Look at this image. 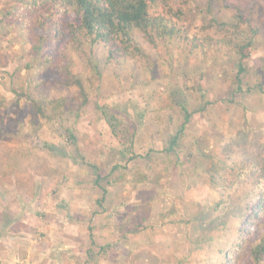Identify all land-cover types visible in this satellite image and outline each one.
I'll use <instances>...</instances> for the list:
<instances>
[{"label":"rangeland","instance_id":"1","mask_svg":"<svg viewBox=\"0 0 264 264\" xmlns=\"http://www.w3.org/2000/svg\"><path fill=\"white\" fill-rule=\"evenodd\" d=\"M229 1L184 6L186 41L155 47L135 30L143 58L109 60L105 44L67 47L83 85L79 95L61 82L67 42L37 49L33 16L18 9V0H0V175L10 166L20 175L14 184L0 181V263L6 254L8 262L16 254L35 261L32 243L57 236L55 246H69L49 252L46 264H183L195 249L205 251L207 264H222L260 172L250 171L223 212L209 208L218 195L206 179L234 159L264 173V0L246 14L259 32L243 61L216 44L201 51L187 40L229 35L239 22ZM12 6L9 16L2 13ZM38 85L46 98L69 101L51 120L32 112ZM167 102L172 107H162ZM207 103L225 129L201 114ZM43 164L62 173L59 183L39 172ZM136 167L160 174L161 185L119 179ZM147 203L150 217L142 222L134 208Z\"/></svg>","mask_w":264,"mask_h":264},{"label":"trees","instance_id":"2","mask_svg":"<svg viewBox=\"0 0 264 264\" xmlns=\"http://www.w3.org/2000/svg\"><path fill=\"white\" fill-rule=\"evenodd\" d=\"M191 0H18V9H25L33 16L34 27L40 31L36 48L49 42L66 41V48L62 50L60 60V71L62 83L69 87H78L83 94V85L77 77L75 66L69 60L67 47L77 50L84 46L94 47L105 44L109 50V60L118 58H135L145 56L143 50L138 45L134 37V31L142 32L147 41L157 47L161 44H171L173 40L183 39L186 41L188 31L179 25L182 19V8L189 4ZM257 0H230L236 10L239 19L235 23L229 35L222 39H204L203 41L191 38L188 43H192L194 49L204 51L205 46L212 48L214 44L225 48L231 55L239 56L243 61L249 56L259 27L247 16L248 10ZM177 3V9L172 4ZM45 7L42 12H37ZM161 8L162 13L154 12ZM17 6L11 7V11L2 10V13L9 16ZM247 14V15H246ZM31 24V23H30ZM21 28L26 31L25 26ZM137 43V44H136ZM179 48L181 43H178ZM240 72L244 68L240 65ZM239 75V74H238ZM237 75V76H238ZM239 77V76H238ZM237 77L238 90L241 89L240 79ZM38 93L35 99H31V109L40 118L53 119L60 115L68 106L66 98L48 99L44 95V90L37 87ZM210 103L200 108L204 115L217 130L225 129V125L213 115ZM3 100L0 98V109ZM162 107H172L171 102H167ZM185 111V110H184ZM185 125L191 113L185 112ZM2 128V127H1ZM70 133V132H69ZM73 136V135H71ZM232 136V134H231ZM176 139H172L169 151H172L176 144ZM263 169V168H262ZM251 170L257 173L256 183L250 191L249 197L245 201L243 211L239 216L236 228V236L231 241V247L222 251V264H264V173L261 174L260 167L251 165L250 162H242L234 159L231 165H225L217 173L206 179L218 195V199L209 205L214 212L227 210L229 207L230 195L237 187L245 184L247 175ZM39 172L54 179L59 183L62 173L46 164L39 166ZM12 176L20 178L13 167H9L0 175V181L14 184ZM99 168H97L96 183L102 180ZM122 181H130L135 185H161V175L152 176L141 168H132L128 173H123L119 177ZM55 184V185H56ZM150 204L143 207L134 208L139 213L140 221L144 222L150 217ZM171 213L175 212L173 207ZM221 212V211H220ZM164 215V214H163ZM162 215V216H163ZM136 217L134 218V220ZM133 219H129L132 225ZM134 224V223H133ZM135 225V224H134ZM183 264H207L206 253L203 249L191 250L183 259Z\"/></svg>","mask_w":264,"mask_h":264},{"label":"crops","instance_id":"3","mask_svg":"<svg viewBox=\"0 0 264 264\" xmlns=\"http://www.w3.org/2000/svg\"><path fill=\"white\" fill-rule=\"evenodd\" d=\"M52 227H50V230L49 232H51V234H53V231L51 229ZM62 237L60 238H63V233L60 232L59 233ZM56 239L59 240V238L57 236H55ZM54 237L49 239V240H42L40 242L36 241L32 243V246L34 247L33 249L35 250V261H33L31 259V255H27V256H23L22 258H20L19 254L17 255L16 254V258H13L10 262L6 261V257H7V254L5 255V258L2 259L3 262H1L0 264H46L48 263L47 260H48V254L49 252H58V251H61V250H66L68 248V242H66L67 240H65L63 243L61 242H58V246H55L54 243H52L54 240H56ZM49 242L51 243V245H48ZM68 245V246H67ZM4 248V247H3ZM7 251L8 253V250H5ZM57 253H54V255H56ZM61 257H63V254L61 255ZM51 261V259H50ZM5 262V263H4ZM53 263L51 264H58L55 260H52Z\"/></svg>","mask_w":264,"mask_h":264}]
</instances>
